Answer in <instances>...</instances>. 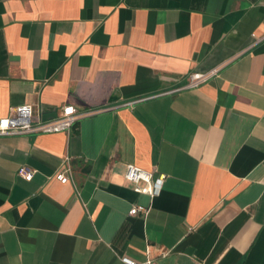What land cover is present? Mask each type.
I'll return each instance as SVG.
<instances>
[{
	"label": "crops",
	"instance_id": "1",
	"mask_svg": "<svg viewBox=\"0 0 264 264\" xmlns=\"http://www.w3.org/2000/svg\"><path fill=\"white\" fill-rule=\"evenodd\" d=\"M22 105L91 113L0 136V264H264V0H0V119Z\"/></svg>",
	"mask_w": 264,
	"mask_h": 264
},
{
	"label": "built area",
	"instance_id": "2",
	"mask_svg": "<svg viewBox=\"0 0 264 264\" xmlns=\"http://www.w3.org/2000/svg\"><path fill=\"white\" fill-rule=\"evenodd\" d=\"M215 72V70H211L204 74L192 73L188 76L185 87L194 88L203 83L208 77L213 76ZM89 113L91 112L80 114L72 106L65 105L59 109L56 117L47 121L34 122L30 120V106H17L13 108L12 115L0 119V136L65 133L73 127L79 117ZM67 162L68 158H64V167L53 174L54 179L60 184H72L70 169L66 164ZM16 174L23 181L28 182L33 176V171L27 166H19L16 170ZM123 179L133 184L135 192L154 197L158 195L161 189L163 176L152 179L150 173L142 171L134 166L127 165L123 173ZM140 182L143 183L141 187L137 185ZM145 213L146 209L140 205L132 206L128 211L129 216H134L136 214L144 215ZM120 261L122 264H157L150 258H145L141 262H134L124 258L120 259Z\"/></svg>",
	"mask_w": 264,
	"mask_h": 264
}]
</instances>
